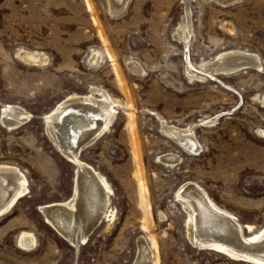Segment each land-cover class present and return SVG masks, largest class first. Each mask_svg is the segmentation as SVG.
<instances>
[{
    "label": "rangeland",
    "instance_id": "1",
    "mask_svg": "<svg viewBox=\"0 0 264 264\" xmlns=\"http://www.w3.org/2000/svg\"><path fill=\"white\" fill-rule=\"evenodd\" d=\"M230 49L257 62L216 70ZM22 50L47 59L30 64ZM91 86L121 101L80 154L108 181L113 213L75 248L39 209L70 195L74 172L43 113ZM4 105L29 117L7 128ZM161 120L190 128L199 151L183 150ZM164 152L180 160L168 166ZM0 162L18 167L29 189L0 216V264H132L140 235L155 241L157 264H256L194 244L176 191L193 181L240 223L264 225V0H127L115 14L107 0H0ZM24 231L29 249L16 243Z\"/></svg>",
    "mask_w": 264,
    "mask_h": 264
},
{
    "label": "bare ground",
    "instance_id": "2",
    "mask_svg": "<svg viewBox=\"0 0 264 264\" xmlns=\"http://www.w3.org/2000/svg\"><path fill=\"white\" fill-rule=\"evenodd\" d=\"M107 1L109 11L113 14L119 13L127 2V0ZM217 1L225 3L230 0ZM17 55L30 64H42L47 59L44 53L36 50H22ZM101 56L99 52L94 51L91 58H88L90 61H98ZM216 61V70L224 72L239 64H255L257 57L247 51L230 49L219 53ZM131 66L132 70L142 71L140 65L135 62H132ZM90 89L86 94L66 95L49 111L43 113L44 128L48 137L57 151L64 154L68 162L72 163L74 172L70 195L59 201L41 204L39 209L44 215L45 222L75 248L81 244L80 241L84 242L85 237L100 220L106 221L108 227L113 213L109 209L111 187L108 181L100 172L83 161L80 154L82 149L90 146L98 136L108 130L115 114L114 104L120 105L121 101L101 88L92 87ZM126 106L127 114L131 117L133 107ZM28 117L29 114L25 110L23 112L15 105H4L1 122L7 128H11ZM160 123L163 130L165 129L183 150L191 153L199 149L190 128L184 130L175 128L163 120ZM157 157L168 166H173L180 160V156L173 152H164ZM26 181L23 172L18 167L0 162V216L8 212L16 199L29 190H27ZM176 196L181 200L184 211L187 212V236L194 244L221 251L241 261L264 264V225L254 230L253 225L240 223L230 211L212 201L203 188L193 181H185L181 184L176 191ZM30 233L20 232L16 238L17 245L25 249L33 247L34 238ZM149 262L157 264V247L153 238L149 242L147 238L140 235L132 264Z\"/></svg>",
    "mask_w": 264,
    "mask_h": 264
},
{
    "label": "water",
    "instance_id": "3",
    "mask_svg": "<svg viewBox=\"0 0 264 264\" xmlns=\"http://www.w3.org/2000/svg\"><path fill=\"white\" fill-rule=\"evenodd\" d=\"M246 65L245 64H239V65H237L236 67H234V68H232L231 70H229V71H236V70H238V69H241V68H243V67H245ZM85 239H86V237H85ZM85 241V240H84ZM81 243H83V241H80Z\"/></svg>",
    "mask_w": 264,
    "mask_h": 264
}]
</instances>
